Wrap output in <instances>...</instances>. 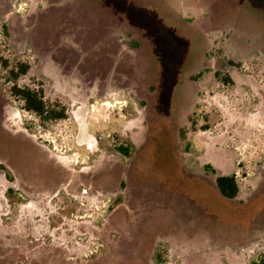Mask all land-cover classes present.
<instances>
[{"label": "rangeland", "instance_id": "374dc122", "mask_svg": "<svg viewBox=\"0 0 264 264\" xmlns=\"http://www.w3.org/2000/svg\"><path fill=\"white\" fill-rule=\"evenodd\" d=\"M0 164V264H264V0H0Z\"/></svg>", "mask_w": 264, "mask_h": 264}, {"label": "trees", "instance_id": "16d2710c", "mask_svg": "<svg viewBox=\"0 0 264 264\" xmlns=\"http://www.w3.org/2000/svg\"><path fill=\"white\" fill-rule=\"evenodd\" d=\"M29 65L21 64L15 69H11L10 76L12 80L18 79L29 70ZM11 93L14 97L22 101L25 110L32 112L39 117L46 119L60 120L65 118L64 111L56 113L52 111L43 99L40 92L30 88H20L17 85H12ZM123 151L124 149H120ZM0 169L2 167L0 166ZM216 187L219 193L228 200H234L239 194V187L234 175H221L216 178ZM259 264V263H252Z\"/></svg>", "mask_w": 264, "mask_h": 264}, {"label": "flooded vegetation", "instance_id": "af4514ba", "mask_svg": "<svg viewBox=\"0 0 264 264\" xmlns=\"http://www.w3.org/2000/svg\"><path fill=\"white\" fill-rule=\"evenodd\" d=\"M0 166L2 167V169H0V170H3L4 169L3 165L0 164Z\"/></svg>", "mask_w": 264, "mask_h": 264}]
</instances>
